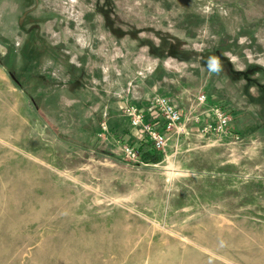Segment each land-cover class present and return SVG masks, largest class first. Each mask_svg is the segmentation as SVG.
Instances as JSON below:
<instances>
[{
    "label": "rangeland",
    "instance_id": "374dc122",
    "mask_svg": "<svg viewBox=\"0 0 264 264\" xmlns=\"http://www.w3.org/2000/svg\"><path fill=\"white\" fill-rule=\"evenodd\" d=\"M0 48V264H264V0H0Z\"/></svg>",
    "mask_w": 264,
    "mask_h": 264
},
{
    "label": "built area",
    "instance_id": "2783aa9c",
    "mask_svg": "<svg viewBox=\"0 0 264 264\" xmlns=\"http://www.w3.org/2000/svg\"><path fill=\"white\" fill-rule=\"evenodd\" d=\"M198 105H205L206 97L201 94L197 98ZM208 119L203 126V132L222 134L227 130L229 116L223 108L217 104H211L207 108ZM124 116L128 120L130 127L137 132H141L147 142L151 143V149L155 152L162 150L172 133L184 134L186 125L190 121L189 114L183 113L166 96H154L149 106L142 109L136 106H126ZM196 121H199L197 117ZM106 130V126L103 125ZM143 141V142H146ZM121 152L129 161L140 160V152L133 145L122 144Z\"/></svg>",
    "mask_w": 264,
    "mask_h": 264
},
{
    "label": "trees",
    "instance_id": "16d2710c",
    "mask_svg": "<svg viewBox=\"0 0 264 264\" xmlns=\"http://www.w3.org/2000/svg\"><path fill=\"white\" fill-rule=\"evenodd\" d=\"M6 70H9L8 71L9 74L12 75V70H11V66L10 65L6 68ZM128 125L130 126L129 122H128ZM138 149H139V152H140V156L143 157L144 159L148 158V157H153L155 155V153H156L155 151H153L151 149V143H149L147 141L140 143L139 146H138Z\"/></svg>",
    "mask_w": 264,
    "mask_h": 264
},
{
    "label": "crops",
    "instance_id": "0c3cea01",
    "mask_svg": "<svg viewBox=\"0 0 264 264\" xmlns=\"http://www.w3.org/2000/svg\"><path fill=\"white\" fill-rule=\"evenodd\" d=\"M0 79H2L1 76H0Z\"/></svg>",
    "mask_w": 264,
    "mask_h": 264
},
{
    "label": "water",
    "instance_id": "95a60500",
    "mask_svg": "<svg viewBox=\"0 0 264 264\" xmlns=\"http://www.w3.org/2000/svg\"><path fill=\"white\" fill-rule=\"evenodd\" d=\"M1 49V48H0Z\"/></svg>",
    "mask_w": 264,
    "mask_h": 264
}]
</instances>
